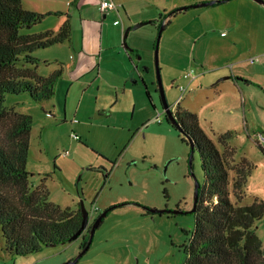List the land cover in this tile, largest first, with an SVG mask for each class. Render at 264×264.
<instances>
[{
  "label": "rangeland",
  "instance_id": "1",
  "mask_svg": "<svg viewBox=\"0 0 264 264\" xmlns=\"http://www.w3.org/2000/svg\"><path fill=\"white\" fill-rule=\"evenodd\" d=\"M213 1L221 2L189 7ZM114 2L119 14L105 26L101 51V16L90 8L81 12L85 20L80 23L79 10L71 8L72 44L62 57L85 53L87 19H96L97 62L87 66V73L61 72L53 97L42 103L34 102L27 93L5 96L7 108L31 117L26 164L31 185L34 188L45 179L49 201L62 210L76 211L82 203L89 214L88 226L76 240L13 257L3 253L0 229V264H64L74 260L88 241L96 218L117 205L122 206L103 219L76 264L185 263L183 247L189 244L195 226L194 214L188 212L193 207L195 180L202 186L204 173L198 148L190 170V146L182 141L186 137L167 123L163 112L154 57L161 27L158 68L169 108L173 113L177 107L194 113L220 152L232 148L235 156L230 167L243 159L251 165L242 205H250L254 198L264 201V142L259 141V136L264 137V5L254 0ZM187 6L185 11L171 14ZM164 16L167 18L159 27ZM139 23L145 24L133 29ZM223 31L227 37H221ZM112 46L118 47L123 58L125 48L131 50L127 66L115 56L118 60L112 69ZM114 52L117 54V49ZM42 59L36 73L48 77L58 67L53 59ZM205 60L218 61L219 67L249 79L248 85L241 84L247 94L237 93L223 82L212 87L221 77L212 79L211 69L202 67ZM186 74L208 78L202 87L188 89L183 85L188 82L183 80ZM226 132L231 137L224 146L219 137ZM233 178L230 172L229 190L235 201ZM148 209L164 214L148 215ZM258 226L255 232L260 239L264 223Z\"/></svg>",
  "mask_w": 264,
  "mask_h": 264
},
{
  "label": "trees",
  "instance_id": "2",
  "mask_svg": "<svg viewBox=\"0 0 264 264\" xmlns=\"http://www.w3.org/2000/svg\"><path fill=\"white\" fill-rule=\"evenodd\" d=\"M44 18L43 14L24 10L21 0H0V229L3 253L8 257L27 256L42 247L71 242L83 219L81 208L62 210L49 201L45 179L33 188L26 171L31 117L5 106L6 95L27 93L37 103L54 95L61 70L48 77L38 75L40 59L33 54L68 42L71 28L66 22L57 33H21ZM166 18L160 19L159 27ZM174 115L182 134L190 138L194 150L198 148L204 173L193 212L194 230L189 244L183 247L184 264H264L262 243L255 232L256 223L264 217V201L254 198L250 205H240L247 197L251 165L243 159L230 167L235 156L232 148L220 152L194 113L177 107ZM230 137L226 132L219 142L226 146ZM182 141L187 143L185 138ZM230 172L234 173L231 183L235 201L229 190Z\"/></svg>",
  "mask_w": 264,
  "mask_h": 264
},
{
  "label": "crops",
  "instance_id": "3",
  "mask_svg": "<svg viewBox=\"0 0 264 264\" xmlns=\"http://www.w3.org/2000/svg\"><path fill=\"white\" fill-rule=\"evenodd\" d=\"M62 1H65V5H61ZM112 1L114 2V0H112ZM21 4H22V7L24 10L45 15V18L41 23L32 26L30 29H28L24 32V34H28V35H37V34L46 33V32L57 33L59 31V29L62 27V25H64V23H66V22L69 23L70 28L72 30V25L70 23V20L72 21L74 18V15L71 13L72 7L76 10H79L78 12H79L80 23L82 22V20H85V19H82V15H80L82 11L90 9V8L95 9V12L98 13L102 19L101 27H100V32H101L100 45L101 46L99 45V48H98L99 51L103 50L102 49V45H103L102 44V42H103L102 33L105 29L107 22L108 21H110V22L116 21V20H114L115 13L119 14V11H118L119 6H117V10H107L105 12L102 11V9L100 7L99 0H21ZM96 13H93L94 14L93 16H96ZM95 20L96 19H94V18L93 19H90V18L87 19V21H88L87 28L89 29V34H88L89 40L86 42V44H83L84 45L83 48L85 49V53H83V52L82 53L81 52L76 53V55H77L76 57H73L71 54H69L68 58L62 57V54H66L67 52H70V48H71V44H72L71 39H70L68 42H65L63 44H58V45H54L52 47H49L47 49L38 50L39 54H37L36 57L40 60L42 58H45V59H42L44 61H49L50 59H53L56 62V65H57L56 67L59 68V69L58 68L55 69L53 71V73L57 70H61V72L74 70L75 75L87 73L89 71L87 66L92 65V64L97 62V59L95 60V57H96L95 47H96V45H94L95 44L94 40L96 39L95 38L96 35L94 34L95 31H93V30H95L94 29L95 23H96ZM87 28L84 26V29H87ZM220 35H221V37H227V33L224 31L221 32ZM234 38L235 37L233 36L232 40H235ZM123 41H124V36H123ZM96 44H97V41H96ZM114 48L117 49V54L114 52L115 49H113V46H112L111 47V49H113V51H112V64H113L112 69H113V66L115 65V61L118 60L115 58V56L116 57L120 56L123 64L127 66L128 65L127 59L130 60V58L128 57L129 56L128 53H130L131 50L124 47L127 51V54H126V56H124L125 58H123L122 52L118 49V47H114ZM52 49H55V50H52ZM86 51H88V53ZM51 53H52V55H51ZM232 54H230V55L232 56ZM202 63H203L202 67L206 66V67H209L211 69L210 70L212 72L211 75H213L211 77H213L212 78L213 80H214V78L221 77L216 84L212 85V87L216 86L218 88L219 87L218 83L223 82V85L226 84L227 87L232 88V90H234L235 92L247 94L246 90L244 91L241 88V84L248 85L251 82L249 79L244 80L243 78L239 77V75L233 73L232 71H228L225 67H219L220 65L218 64V61L217 62L207 61V63H206V60H205V62H202ZM100 65H101V62H100ZM101 70L102 71L104 70L103 67L102 68L100 67V71ZM215 70H217V72L213 73V71H215ZM126 71H127V69H126ZM128 73H129V69H128ZM215 74H217V75L215 76ZM198 75H201V74H198ZM40 76H42V75H40ZM42 77H44V76H42ZM201 77L200 76H189L188 78L183 77V80L188 81L186 84H183V85H185L186 88H188V89L189 88L192 89L193 86L202 87V85H201L202 82H205L204 80H206L208 78V76H203V79H200ZM226 77H228V79H224ZM205 89L207 90V87ZM218 92H220L219 94H221L222 91H218ZM249 95L251 96V94H249ZM251 98H252V96H251ZM250 102H251V99L248 101V103H250ZM242 103L245 104V100L243 101V97H242ZM243 110H244V108H243ZM110 174L108 175L107 178L111 177ZM240 205H242V203ZM257 223H261V225H263L264 217L262 219H260ZM257 223H256V225H257ZM257 229H259V226L256 227L255 231ZM260 239H261L260 241L262 243V250L264 253V237L263 238L260 237Z\"/></svg>",
  "mask_w": 264,
  "mask_h": 264
},
{
  "label": "water",
  "instance_id": "4",
  "mask_svg": "<svg viewBox=\"0 0 264 264\" xmlns=\"http://www.w3.org/2000/svg\"><path fill=\"white\" fill-rule=\"evenodd\" d=\"M226 1H228V0H226ZM254 1L257 2V3H260V4H263L264 5V1L263 0H254ZM219 2H221V1H213V2L206 3V4H199V5L189 6V7H193V8L205 7V6H210V5H213L215 3H219ZM189 7L188 6L187 7H181L179 9H177V12L185 11ZM144 24L145 23H139V24L135 25L133 27V29H137V28L141 27ZM162 30H163V27H161L159 29V31H158V35H157V39H156V44H155V49H154L157 87H158V91L160 93L161 104H162V107H163V111H164L166 120L177 131L183 133V130H182V127H181L180 123L178 122V120L176 119L174 113L171 111V109L169 108V106H168V104L166 102L164 90H163V87H162V84H161V78H160V73H159V68H158V43H159V40H160V35H161ZM128 31H129V29H128ZM128 31H126L124 33V46H126L125 45V39L127 37ZM224 79H228V77H226ZM186 140H187V142H188V144L190 146L189 167H190V170H191V168H192L191 162H192L193 153H194V144L190 140V138L187 137V136H186ZM191 176H194V175L191 174ZM200 188H201V185L195 180L193 208L188 213H193L195 211V209H196V205H197V202H198ZM115 207L116 206L107 208L106 210H104L96 218V220L94 221V223L90 227L89 239H88V241L86 243V246L81 250L80 254L74 260L69 261V262H66L64 264H76L77 261L87 252V250H88V248H89V246L91 244V241H92V238H93V235H94L95 230L100 226V224L102 223L103 219L107 216V214L111 210H113ZM147 211L149 213H152V214H159V215L164 214V211H159V210H156V209H148ZM81 212H82V216H83L81 226L78 229V231L73 236H71L70 241L76 240L81 235V233L88 226L89 214H88V212L86 210H84L82 203H81ZM176 213H180V212H176ZM173 214H175V213H173Z\"/></svg>",
  "mask_w": 264,
  "mask_h": 264
},
{
  "label": "built area",
  "instance_id": "5",
  "mask_svg": "<svg viewBox=\"0 0 264 264\" xmlns=\"http://www.w3.org/2000/svg\"><path fill=\"white\" fill-rule=\"evenodd\" d=\"M100 7L102 9V11H107V10H117V5L112 1V0H100ZM190 76V74H187L184 76V78H188ZM180 90L181 91H184L185 89L183 87H180ZM159 114H158V117L156 118V120L158 122H160V118H159ZM260 139L259 141L260 142H264V137L262 136H259ZM97 210L96 208L94 209V211Z\"/></svg>",
  "mask_w": 264,
  "mask_h": 264
},
{
  "label": "flooded vegetation",
  "instance_id": "6",
  "mask_svg": "<svg viewBox=\"0 0 264 264\" xmlns=\"http://www.w3.org/2000/svg\"><path fill=\"white\" fill-rule=\"evenodd\" d=\"M199 198V197H198ZM196 207H197V205H196ZM193 208V207H192ZM148 212V211H147Z\"/></svg>",
  "mask_w": 264,
  "mask_h": 264
}]
</instances>
